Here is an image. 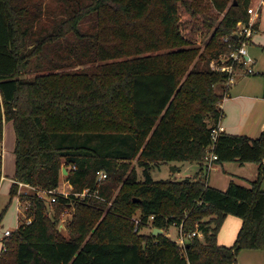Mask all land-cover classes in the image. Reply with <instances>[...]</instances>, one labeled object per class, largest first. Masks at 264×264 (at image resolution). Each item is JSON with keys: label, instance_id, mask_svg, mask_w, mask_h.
<instances>
[{"label": "trees", "instance_id": "16d2710c", "mask_svg": "<svg viewBox=\"0 0 264 264\" xmlns=\"http://www.w3.org/2000/svg\"><path fill=\"white\" fill-rule=\"evenodd\" d=\"M57 1L52 9L41 0H0V146L13 122L14 180L57 190L65 167L73 193L58 194L54 217L44 200L27 195L31 222L5 236L0 264H236L242 250L264 252V132L212 137L231 75L211 63H232L251 0ZM213 28L204 64L182 82L197 56L195 38ZM234 68L250 74L244 64ZM208 149L217 164H259L258 179L232 181L226 191L209 185ZM170 162L198 163L201 173L154 181L152 166ZM3 168L0 155V185ZM101 172L107 178L98 181ZM85 189L90 195H75ZM18 194L13 183L9 205ZM72 203L66 235L57 221ZM229 215L243 225L232 246L219 245ZM151 216L154 228L182 225L204 236L182 248L165 234L142 233Z\"/></svg>", "mask_w": 264, "mask_h": 264}, {"label": "rangeland", "instance_id": "374dc122", "mask_svg": "<svg viewBox=\"0 0 264 264\" xmlns=\"http://www.w3.org/2000/svg\"><path fill=\"white\" fill-rule=\"evenodd\" d=\"M42 6L47 5L48 7L52 9H57L59 6L62 5V2L57 0H41ZM256 4H250V6H254ZM230 6V3L229 5ZM249 6V7H250ZM213 13L218 14V12L213 11ZM220 18L222 16L220 15ZM188 32V30H187ZM215 28L211 29V32L206 37H200L199 35L195 38V44L194 48L197 49V56L194 59L193 63L188 69L187 74L182 78V82L186 81L188 79V74L193 69L196 62H198L201 66L204 64L205 61L201 59V56L209 52L210 48H208V43L210 42V39L214 35ZM256 48V47H255ZM253 53V52H252ZM256 53L258 54V60H257V66H254L255 74L253 75H243L239 81L241 83L243 82H251V81H260L262 87H264V76L263 72L264 70H258L259 67H264V53L260 52V49H256ZM250 55H253L250 53ZM223 64H226V57H222ZM210 66V64H209ZM212 66V63H211ZM246 68L248 69V64H246ZM264 69V68H263ZM237 85L232 87V93L234 92V89ZM254 96H250L247 99H244L240 101L238 108H240V114H237L236 120L241 121L245 127V132L248 133L252 137L259 138L261 135V132L263 131L262 128V118L264 117V93H261L260 101L255 102ZM223 103V102H222ZM232 101L228 102L226 106L222 108L224 110V118L222 120V124H226L227 120L232 119L231 112L229 111V108L231 106ZM228 109V110H227ZM261 118V119H260ZM9 124V125H8ZM4 126V140L2 143V147L0 146V152L2 151L3 155V174L6 176L7 180L2 181L0 185V254L2 252L3 240L5 238V232L6 231H15L17 222H18V211L21 209L20 213V225L24 222H27V219H29V215L26 213V208L29 205V202L27 201V195L29 194H36L38 196V192H43L42 188L40 187H33V186H26L25 184L20 187L19 186V200H20V207L16 202H12L10 205V193L7 191V186L9 187V184H12V180L15 179V172H16V131L13 122H8ZM8 125V127H7ZM249 136V137H250ZM251 137V138H252ZM94 142L93 144H95ZM117 145V144H116ZM93 146V145H92ZM133 167L137 170L139 180L143 181L145 180L144 176V169L139 166L137 160H134L132 163ZM222 165H225L223 163ZM243 165V168H238ZM238 162H227V167L225 169H221L220 172H217L212 175V178L210 180H207L209 185L213 187H217L220 190L226 191L230 185V183L236 182L242 185L249 186L252 182L256 181L259 177V166L257 163L250 162L241 164ZM172 166H176L181 173L177 174L172 171ZM207 168L204 163V169ZM235 170H240L239 174H234ZM226 171V172H225ZM195 172L201 173V166L198 163H191V162H170V163H158L152 166L151 169V177L154 181H181L188 176L195 175ZM68 174L61 173L60 178V185L57 189V192L60 194L64 193V196H69L73 192L72 186L67 182L66 176ZM209 175V176H208ZM211 174L208 172H204L203 179H208ZM193 178V177H190ZM121 187H119L117 190H114V195L116 196ZM261 189L264 190V178L262 180ZM76 195V194H75ZM58 196V194H57ZM77 196V195H76ZM16 197V196H15ZM44 202L47 207V214L50 217H54L55 211H54V204L49 205L48 204V197H44ZM18 210V211H17ZM76 206L74 203H72L70 206L65 208L60 215L57 226L61 225L63 222L64 226L67 228V235L68 233V227L69 224L75 214ZM140 217V212H136L132 216L133 220H136ZM178 230L176 228H170L169 231H166L165 233L169 234L172 239L177 240L178 238ZM142 233H149L150 230L146 227L143 228ZM226 246V245H225ZM236 264H264V252L263 251H252V250H242L237 256V263Z\"/></svg>", "mask_w": 264, "mask_h": 264}, {"label": "crops", "instance_id": "0c3cea01", "mask_svg": "<svg viewBox=\"0 0 264 264\" xmlns=\"http://www.w3.org/2000/svg\"><path fill=\"white\" fill-rule=\"evenodd\" d=\"M258 2H259V0H251L252 4L254 3L257 5ZM256 24H258L257 31L253 35V37L251 38L249 44L246 46L247 55L250 58L249 67L253 70V73L248 74L242 68L235 69L234 73H233V81L227 85L228 89L226 91V95H225V98L223 100V103L221 104V107L223 108L224 105L226 106V104H228V102L232 101L231 106L229 108V111L231 112V115H232V119L227 120L226 124H222V121H221V126L224 128V132H226L228 134L250 136L248 133L245 132V127H244L243 123L241 121L236 120L237 114H240V108H238V106H239L240 101L247 99L250 96H254V98L256 99L255 100L256 103L259 102L260 97H261V93H264V87H262L260 81L256 82V80L255 81L253 80L251 82H243V83H241V81H239L242 77H244L243 75L255 74L254 66L255 65L257 66V60H258V54L256 53V49H260V52L264 53V5L262 6V11H261L260 17L257 20ZM250 53L253 55H250ZM263 63H264V61H263ZM263 68L264 67H259L258 70H264ZM261 72L264 73V71H261ZM237 84H238V86H236V88L234 89V92L232 93V87L237 85ZM223 112H224V110H223ZM261 120H262V128H263V131L261 132V134H262L264 132V117ZM6 124H8V123H5V125ZM8 125H7V127H8ZM250 137H252V136H250ZM252 138H257V137H252ZM1 147H2V145H1ZM1 153H2V151H1ZM1 155H3V153ZM263 163H264V161H263ZM242 166L243 165H241V167H238V168L239 169L243 168ZM258 166H259V164H258ZM226 167H227V163H225V165H221V164H217L216 162H214L212 164L210 171H208L209 174H211L210 177H208V180H210V178H212L213 174L220 172L221 169H225ZM201 169H202V166H201ZM172 171L174 173H177V174L181 173V171L176 166H172ZM239 171L240 170H235L234 174H239L238 173ZM197 174L198 173L195 172V175L188 176L187 178H190V177L195 178V176ZM6 180H7V178L3 174L2 181H6ZM13 183H16V181L14 179L12 180V184H9V187L7 186V191L9 193H10V190H11ZM12 202H16L20 207L21 202H20L18 196L14 197L12 199ZM20 213H21V209H19V211H18V222H17L16 229L20 225ZM242 225H243L242 219H240L239 217L229 215L226 218V220H225V222L221 228V231L218 235L219 245L232 246L238 237V234H239V231H240ZM3 245H4V243H3ZM2 249H3V247H2Z\"/></svg>", "mask_w": 264, "mask_h": 264}, {"label": "built area", "instance_id": "2783aa9c", "mask_svg": "<svg viewBox=\"0 0 264 264\" xmlns=\"http://www.w3.org/2000/svg\"><path fill=\"white\" fill-rule=\"evenodd\" d=\"M252 4V3H250ZM264 5V0H259L257 5L254 6H250L247 9L248 15H249V22L247 24L239 22L238 23V27H237V32L236 35L238 36V38H241V47L237 50H235L234 52L231 53L229 60L232 61L231 64L229 65H221L218 62H212V68L219 70V71H228L229 74L231 75V78L229 80V83H231L233 81V73H234V64L238 63V64H244L246 66V64H248V72L251 74L253 73V70L249 67V63H250V58L247 55V50H246V46L249 44L251 38L253 37V35L256 33L257 28L255 29V24L257 23V20L260 17L261 11H262V6ZM225 41L227 42L228 39H225ZM228 83V84H229ZM224 132V128L220 125L215 128L212 132V137H213V141L216 140L217 136L219 135V133ZM214 148V147H212ZM2 153L0 152V155ZM218 159V156L212 151V149H208V155L206 156L205 159V165L207 167V170L210 171L212 164L214 162H216ZM107 178V175L104 172H101L99 174V178L98 181H102L104 179ZM16 183L19 184L20 187H22L24 184L17 182ZM26 185V184H25ZM26 186H30V185H26ZM43 192H38V197L41 198L42 200H44V197L47 196L48 197V204L49 205H53L56 201H57V194H60L57 192V190H53V191H45L42 190ZM21 191L19 192V194L17 195L18 198L20 196ZM64 195V193L62 194ZM77 197L80 198H84L89 194V190L85 189L82 193L76 194ZM95 196H97V193H95ZM98 197V196H97ZM20 199V198H19ZM154 219V216H151L148 218V222L146 227L150 230V231H154V229H156V227H152L150 226V221ZM27 222L30 223L31 219H27ZM142 219L141 217H139L138 219L135 220L136 223V230H138L139 225L141 224ZM172 228H176L178 231V238L177 240H175L182 248H185L186 246V241L187 239L194 237V236H198L199 238H203V233L200 231H195L193 233L190 234H186L183 231V226H173ZM169 231V230H168ZM166 231L163 230V234H165L167 237L171 238V236L167 233H165ZM11 235V231H6L5 236L8 237ZM172 239V238H171ZM174 240V239H173Z\"/></svg>", "mask_w": 264, "mask_h": 264}, {"label": "water", "instance_id": "95a60500", "mask_svg": "<svg viewBox=\"0 0 264 264\" xmlns=\"http://www.w3.org/2000/svg\"><path fill=\"white\" fill-rule=\"evenodd\" d=\"M63 173L68 174L67 169H66L65 167L63 168ZM58 230H59L61 233L67 235V228L64 226L63 222H62L61 225L59 226ZM153 234H154V235H161V234H163V230H162V229H159V228H156V229H154Z\"/></svg>", "mask_w": 264, "mask_h": 264}]
</instances>
